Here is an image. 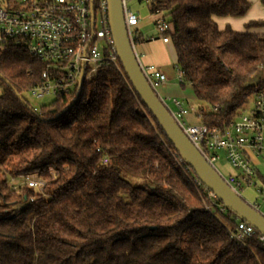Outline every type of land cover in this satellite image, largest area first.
Segmentation results:
<instances>
[{"label": "trees", "instance_id": "trees-1", "mask_svg": "<svg viewBox=\"0 0 264 264\" xmlns=\"http://www.w3.org/2000/svg\"><path fill=\"white\" fill-rule=\"evenodd\" d=\"M249 6L151 3L150 13L162 12L171 24L163 36L183 73L180 85L191 88L192 107L210 129L224 131L264 89V33L251 32L264 31V19L242 32L214 21L242 17ZM43 69L20 48L0 53V264H264L256 237L246 247L230 239L227 226L237 219L229 211L204 210L195 175L177 165L125 75L107 65L69 110L73 98L59 97L38 113L14 92L40 84ZM257 71L263 77L248 84ZM19 174L44 179V196L11 191L7 177Z\"/></svg>", "mask_w": 264, "mask_h": 264}, {"label": "built area", "instance_id": "built-area-1", "mask_svg": "<svg viewBox=\"0 0 264 264\" xmlns=\"http://www.w3.org/2000/svg\"><path fill=\"white\" fill-rule=\"evenodd\" d=\"M121 5L127 38L134 51L139 19L131 11L127 0H121ZM151 16L156 36H149L148 40L160 38L164 43L169 42L163 36L171 31L168 18L162 12ZM10 47L22 49L43 64L40 84L25 91L36 99H75L81 76L83 86L95 79L107 65L113 66L124 76L108 24L107 0H0V53ZM140 69L149 87L158 96L157 88L167 81V77L153 66L140 65ZM176 79L179 84L184 82L183 73L178 69ZM159 99L204 160L242 198L240 192L243 187L254 186L257 178L249 154L256 158L264 156V89L255 93L251 106L248 105L224 131L202 124L199 121L200 109L186 106L174 98L170 104L163 98ZM33 110L40 113V109ZM188 116L195 121L188 122ZM173 158L182 168L184 163L179 156L176 158L173 155ZM101 162L107 161L104 158ZM217 162L224 163V173L217 169ZM185 169L191 171L186 165ZM182 170L187 176L186 171ZM48 171L53 180L57 179L55 170L49 168ZM190 181L206 194L205 211L216 216L227 211L195 176ZM7 185L16 193L20 188L27 187L34 195L44 196L46 181L36 174L9 175ZM257 193L262 194V190H257ZM33 199L30 198V201ZM249 205L260 212L258 206ZM227 232L230 239L242 247L247 246V240L251 237H256L264 246V236L238 219L233 227L227 226Z\"/></svg>", "mask_w": 264, "mask_h": 264}, {"label": "water", "instance_id": "water-1", "mask_svg": "<svg viewBox=\"0 0 264 264\" xmlns=\"http://www.w3.org/2000/svg\"><path fill=\"white\" fill-rule=\"evenodd\" d=\"M107 15L114 48L123 73L133 92L151 114L176 154L182 162L189 167L201 185L210 192L227 211L236 219L245 222L259 234L264 236V215L253 209L224 183L221 177L185 137L159 97L149 87L127 38L123 22L121 0H107ZM81 86L82 76L76 98L69 103L66 110H69L76 102L81 92ZM14 93L18 100L24 102L19 94L16 92Z\"/></svg>", "mask_w": 264, "mask_h": 264}, {"label": "crops", "instance_id": "crops-1", "mask_svg": "<svg viewBox=\"0 0 264 264\" xmlns=\"http://www.w3.org/2000/svg\"><path fill=\"white\" fill-rule=\"evenodd\" d=\"M249 3L248 11L239 18H214L219 29H224L229 26L231 29L237 32H242L244 26L251 21H259L264 19V6L261 0H247ZM252 33L263 34V30H253ZM141 39L135 43L134 51L137 55L138 62L141 66H153L159 69L166 77L167 81L161 86V92L158 90V96L164 100L178 99L182 101L186 106H194V97L191 88L186 85L185 87L175 86L172 79H176V54L173 46L170 42L164 43L160 38L155 40H148L149 36H143L138 33ZM151 36H154L153 34ZM171 70L173 74L171 75ZM174 95V96H173ZM188 122H194L192 117L186 118ZM251 164L255 168L258 158L249 154ZM257 172V170H256ZM259 176L257 172V177Z\"/></svg>", "mask_w": 264, "mask_h": 264}, {"label": "rangeland", "instance_id": "rangeland-1", "mask_svg": "<svg viewBox=\"0 0 264 264\" xmlns=\"http://www.w3.org/2000/svg\"><path fill=\"white\" fill-rule=\"evenodd\" d=\"M153 1L154 0H127L128 6L130 7L131 11L139 19L137 27L138 33L143 36H151L152 34L156 36L155 26L151 22L152 16L150 13V7ZM171 71L172 75L173 70ZM262 77L263 73L257 71L253 76L248 79L247 83L254 84ZM172 82H174L175 86H177L178 88L181 87V85L177 82V79H172ZM161 86L157 88L160 93H162ZM21 97L24 101H26L29 107L36 109H40L42 106H48L54 100V98L51 97L36 99L31 97L26 92H24ZM170 100L171 99L166 100V102L170 104ZM251 104L252 103L250 102L249 107L251 106ZM215 165L221 173H224L226 168L223 162H217ZM255 170H257L259 176L254 180V186H244L243 190L240 192V196L248 204H254L258 206V210L264 214V156L259 157L257 163L255 164ZM257 190H262V194L257 193Z\"/></svg>", "mask_w": 264, "mask_h": 264}]
</instances>
